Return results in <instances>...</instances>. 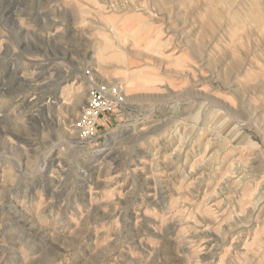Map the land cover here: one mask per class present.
Listing matches in <instances>:
<instances>
[{
    "label": "rangeland",
    "instance_id": "rangeland-1",
    "mask_svg": "<svg viewBox=\"0 0 264 264\" xmlns=\"http://www.w3.org/2000/svg\"><path fill=\"white\" fill-rule=\"evenodd\" d=\"M0 264H264V0H0Z\"/></svg>",
    "mask_w": 264,
    "mask_h": 264
},
{
    "label": "built area",
    "instance_id": "built-area-1",
    "mask_svg": "<svg viewBox=\"0 0 264 264\" xmlns=\"http://www.w3.org/2000/svg\"><path fill=\"white\" fill-rule=\"evenodd\" d=\"M96 94H98V92L97 91H94L93 93H92V95H93V97H94V107H96L97 105H99V104H97V101H96ZM106 106H108L107 105V103H104ZM109 107V106H108ZM112 109V106H110L109 107V110H111Z\"/></svg>",
    "mask_w": 264,
    "mask_h": 264
},
{
    "label": "bare ground",
    "instance_id": "bare-ground-1",
    "mask_svg": "<svg viewBox=\"0 0 264 264\" xmlns=\"http://www.w3.org/2000/svg\"><path fill=\"white\" fill-rule=\"evenodd\" d=\"M84 77H85V79L86 80H90L86 75H84ZM75 82V81H74ZM66 87V86H65ZM92 98H93V96H92ZM91 104V103H90ZM82 124L80 123V125H79V123H77V126H81ZM80 131V130H79Z\"/></svg>",
    "mask_w": 264,
    "mask_h": 264
}]
</instances>
